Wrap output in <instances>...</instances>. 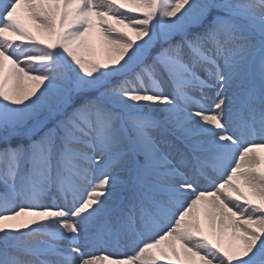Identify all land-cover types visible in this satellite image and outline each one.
Here are the masks:
<instances>
[{"label":"snow or ice","instance_id":"6c2138e0","mask_svg":"<svg viewBox=\"0 0 264 264\" xmlns=\"http://www.w3.org/2000/svg\"><path fill=\"white\" fill-rule=\"evenodd\" d=\"M0 264H264V0H0Z\"/></svg>","mask_w":264,"mask_h":264}]
</instances>
